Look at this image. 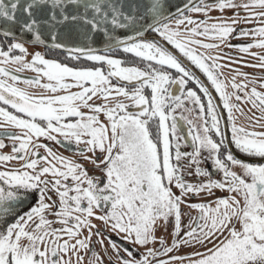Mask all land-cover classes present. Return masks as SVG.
<instances>
[{"label":"snow or ice","instance_id":"6c2138e0","mask_svg":"<svg viewBox=\"0 0 264 264\" xmlns=\"http://www.w3.org/2000/svg\"><path fill=\"white\" fill-rule=\"evenodd\" d=\"M231 9L246 15L209 23L210 12ZM241 21L260 26L237 31ZM149 34L155 35L149 39ZM243 37L253 43H229ZM26 44L98 66L70 67L40 52L29 54ZM222 45L258 61L244 66L264 69V54L250 53L264 49V0H186L175 12L164 0H0V149L6 147L4 139L12 142L10 154L0 153V221L14 217L0 228V264H85V257L87 264H103L91 246L93 236L102 248L108 241L116 264H152L193 241L206 251L158 264L184 259L189 264H264V131L249 130L264 128V92L238 69L236 75L246 82L221 78L223 56L211 51ZM115 53L137 63L128 66ZM192 67L206 77L219 105ZM24 71L35 75L21 79L16 73ZM257 79L264 89V77ZM20 84L42 92L29 93ZM233 100L262 115L253 112L249 128L237 125L235 113L242 109ZM221 111L227 113L231 145L257 162L242 161L227 150ZM41 138L74 146L73 155L84 163L58 155ZM185 147L191 151H182ZM13 161L19 167H8ZM202 161L212 168H201ZM85 163L101 175H89ZM237 167L239 174L233 170ZM186 169L207 179L187 181ZM214 173L221 179H212ZM214 190L229 195L188 203L187 198L214 195ZM30 196L34 204L17 213ZM182 205L198 213L183 236ZM93 220L138 247L156 243L157 227L171 222L172 244L164 247L161 239L162 250L148 248L137 258L104 236Z\"/></svg>","mask_w":264,"mask_h":264},{"label":"flooded vegetation","instance_id":"af4514ba","mask_svg":"<svg viewBox=\"0 0 264 264\" xmlns=\"http://www.w3.org/2000/svg\"><path fill=\"white\" fill-rule=\"evenodd\" d=\"M208 2L210 3L211 0H208ZM193 19H198L201 20V18H205L202 15H198V14H194V13H190V15ZM181 30L183 31V27L181 28ZM155 34H149L148 38L151 39ZM157 39H159V37H156ZM28 53H34V52H40L41 55L45 56V58L47 59H52V60H57L61 63L67 64L70 67H74V68H89V67H97L98 65H94L91 62L88 61H84V60H80V61H71L69 59H67L66 54L64 53H59L57 51L54 50H49V49H45L42 47H33L31 45L26 44L25 45ZM170 47V46H169ZM226 49V51H232L230 49V47L228 46H221L219 49H214L211 51L212 55H222L223 58L220 59L218 61V63H220L221 65H224V67H221L219 69L220 73H221V78L227 83L228 81H230L232 79L233 76H236V82L242 83V82H246L243 80L242 77L237 76L236 72L234 71V69H238L240 72L246 73L248 76L249 80H253L256 79L257 82V90L264 92V89H260L258 87V84L262 81H260L259 77H264V69H260L258 67H246L244 65H252V64H256L258 63V61L256 59L253 58L252 55L249 54H244L241 53L238 56H229V55H225L221 53V50ZM175 51V50H173ZM250 53H260V54H264L263 52H260L258 49L256 51H252L250 50ZM116 56V58H120L125 60L126 65L131 66L134 63H137L135 61L134 57L128 56L126 54L123 53H115L114 54ZM228 57H231L232 60L235 61H240L239 63H230ZM29 59L31 58V56L29 55L28 57ZM183 59V58H181ZM185 63H187V61H185ZM191 67V66H190ZM191 70H193L194 74L197 76L198 79L201 80L202 83H204L206 86L209 87L210 91H212V94L215 98V100L217 101V104L219 105V97L216 95L215 91L213 89H211V85L208 83L206 77H204V75L202 73L199 72L198 69H195L194 67L191 68ZM17 75H19L21 77V79H26V78H32L35 74L32 73L31 71H24L21 73H16ZM113 83H115V81H113ZM19 87L21 88H26V86H24L23 84H20ZM189 87H195L192 84H189ZM251 87H253L252 84L248 85L249 90L251 89ZM26 90L29 93H35V94H39L42 92L41 89L39 88H32V87H28L26 88ZM229 92L232 91L231 87H229L227 89ZM72 91H78V89H72ZM198 91V89H197ZM199 94V93H198ZM240 95H243V93H238ZM202 95V94H200ZM96 103H101L102 101L97 100L95 101ZM233 103H237L239 104V107L242 109V112H236L235 113V122L237 125L239 126H243L245 128H249V125L251 123V121L249 120V118L247 120H245L243 117L247 116V117H251L253 115V112L255 113V116L259 117L262 114L255 110L252 109V111H249V109L251 108L250 104H243L240 103L238 101L233 100ZM186 107H193L190 104H186ZM221 109H222V105H220ZM181 114L180 110L177 111V115L179 116ZM184 115H188L189 118L194 119L195 117V113L189 115V113H183ZM221 116L223 118V123H222V128L224 129L225 133H226V138H227V143H228V151H233L238 157H240L241 159L247 160V161H251L253 163L257 162L256 160H253L252 158L247 157L246 155L240 153L234 146L231 145L230 142V133L227 131V127H226V122H227V113L225 111H221ZM102 120L104 119L103 116L100 117ZM261 124H264V120L260 121ZM182 128H184V133L186 134V126H184L183 122H180ZM249 130H255L257 132L260 131H264V128L259 127L256 129H252L249 128ZM9 131H15L14 129H9ZM4 144L6 145V147H4L3 149H0V153L3 154H10L11 153V147H12V142L8 139H4ZM40 143H44L47 144L48 147H50L55 153H57L58 155H62L64 157H68L71 159H75V160H79L81 163H84V161L78 157L73 155V151L72 149L74 148V146H67L64 143L61 144H56L54 142H50L47 140H44L43 138H41V140L39 141ZM190 143V141H189ZM182 151H191V149L189 147H185L182 148ZM224 150H222L223 153ZM39 153L41 156L45 155L44 149H39ZM206 155V153L204 154ZM184 163L186 164L187 161H184ZM84 166L88 169L89 171V175H101L98 171H96L93 166L91 164H87L85 163ZM8 167H19V163L18 162H10ZM201 168H205V169H211L212 168V164L210 161H202ZM0 170H4L3 168H0ZM234 170V169H233ZM191 171V169H186L185 170V180L190 181V182H197L198 180H206L207 178L204 177H196L195 175H188L187 172ZM241 172V170L238 172V174ZM212 179H216V180H220L221 179V174L219 173H214L212 175ZM174 191L177 192V195H179L178 190L173 189ZM223 192V191H222ZM224 196H228L229 194L227 192H225L223 194ZM207 196L212 197V198H208ZM217 196V195H216ZM218 197H223V196H218ZM55 198V197H53ZM206 198V199H204ZM216 197L215 195H208L207 193H202L199 196H191L189 198H187L188 203H209L210 201L214 200ZM35 202V198L30 196L28 197V199L23 203V205L17 209V213H22L24 211H27L28 208L34 204ZM214 206V205H213ZM181 211H182V220H181V228L184 230L187 229V225H189L191 223V218L192 217H196L198 215V213L193 210L188 208L187 206L182 205L181 206ZM51 218V217H50ZM14 219V217L10 216L8 217V219L6 221H0V228H3L5 226L6 223H10L12 222V220ZM93 223H95L97 225L98 228L101 229V231L104 232V236H110L112 240H116L123 248H127L131 251H133L136 254V257L139 258L141 254L146 253L148 248L154 249V250H162L161 249V244L159 243V241L162 239L164 241V247H170L172 244V240H173V236L171 235L172 231H173V225L171 222H169L166 226H159L157 227L156 231H155V236L157 238V242L153 243V244H149L146 247H138L134 244H130V243H126L122 240H119L118 237H116L114 234L104 230V227L102 225V223L100 221H96L93 220ZM162 224V222H161ZM56 227H59V225H55ZM183 231L180 233L181 236H183ZM87 233L85 232V235ZM176 239H179V237H176ZM92 248L95 252H97L98 254H100V256L103 259V264H116V258L112 253V250L108 244V241L105 240L104 241V246L103 248L100 246L99 242H98V238L96 236L92 237ZM207 247H212L211 243L207 244ZM105 250H107V252H105ZM206 251L205 246L196 244L194 241L189 244V245H184L182 244L179 248L174 249L171 253H168L167 255H160L158 257H156L155 259H152V264H158L159 260H169L172 257H189V256H193L195 253L197 252H204ZM90 255V254H89ZM121 256L126 257L125 253L123 251H121L120 253ZM151 259V258H150ZM185 261H180V260H175L173 261V263L175 264H184ZM85 264H87V257H85Z\"/></svg>","mask_w":264,"mask_h":264},{"label":"rangeland","instance_id":"374dc122","mask_svg":"<svg viewBox=\"0 0 264 264\" xmlns=\"http://www.w3.org/2000/svg\"><path fill=\"white\" fill-rule=\"evenodd\" d=\"M241 0H236V3H240ZM239 14V16L243 17L244 15H246V13L244 12L243 9H231V10H225L223 13L219 12V11H212L209 13V15L213 18L212 20H209V23H212L216 18L218 17H223V18H227V17H231L235 14ZM186 15H190V13H185ZM202 19H205V18H201ZM198 20V19H197ZM260 26L258 24V22H253V23H244L243 21H241L239 24L235 25L237 31H239L240 29H244V30H249V29H252V28H255V27H258ZM234 36L236 35L235 33L233 34ZM229 43L233 46L235 45H240V46H245L247 44H250V43H253V39L252 37H243V38H239V39H233V38H230L229 39ZM230 49L232 51H226V49H223L221 50V53L222 54H225V55H229V56H238L239 54H241V52H239L235 47H230ZM258 48H252L250 50L252 51H256ZM260 52H263L264 53V49H258ZM245 120H247L249 117L245 116L243 117ZM258 128V126H256L254 129ZM234 171H236L237 173L240 171V169L237 167V168H234ZM226 191H221V190H214V195L215 197H218V196H223V197H226L224 196L223 194L225 193ZM217 195V196H216ZM208 198H212V197H209L207 196V199ZM206 199V198H204ZM189 229L187 228L186 230L183 231V235H184V232L188 231ZM193 258H196L194 255L191 256ZM183 261L184 264H189V261L187 259H184ZM182 261V262H183ZM175 264V263H173Z\"/></svg>","mask_w":264,"mask_h":264},{"label":"water","instance_id":"95a60500","mask_svg":"<svg viewBox=\"0 0 264 264\" xmlns=\"http://www.w3.org/2000/svg\"><path fill=\"white\" fill-rule=\"evenodd\" d=\"M5 2H7V0H5ZM164 2L166 3L167 7L172 12H175L178 7H183L184 6V4L186 3V0H164ZM187 2L196 3V2H198V0H187ZM28 45H30V44H28ZM97 47H103V44L98 43ZM42 48H44V47H42ZM54 51H57V52H60V53H64V52H62L60 50H54ZM232 153H233V155L236 158H238V159H240L242 161H247V160H244V159H241L240 157H238L233 151H232ZM247 162H251V161H247Z\"/></svg>","mask_w":264,"mask_h":264}]
</instances>
